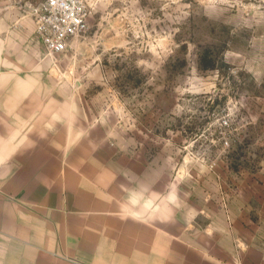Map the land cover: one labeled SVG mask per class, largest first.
Masks as SVG:
<instances>
[{"label":"crops","instance_id":"crops-1","mask_svg":"<svg viewBox=\"0 0 264 264\" xmlns=\"http://www.w3.org/2000/svg\"><path fill=\"white\" fill-rule=\"evenodd\" d=\"M3 11L0 264H237L238 240L242 264H264L263 183L170 170L105 108L45 93L33 19Z\"/></svg>","mask_w":264,"mask_h":264},{"label":"rangeland","instance_id":"rangeland-1","mask_svg":"<svg viewBox=\"0 0 264 264\" xmlns=\"http://www.w3.org/2000/svg\"><path fill=\"white\" fill-rule=\"evenodd\" d=\"M42 57L45 93L105 108L170 170L264 184V0H100L83 38Z\"/></svg>","mask_w":264,"mask_h":264},{"label":"built area","instance_id":"built-area-1","mask_svg":"<svg viewBox=\"0 0 264 264\" xmlns=\"http://www.w3.org/2000/svg\"><path fill=\"white\" fill-rule=\"evenodd\" d=\"M99 3L100 0H24L22 10L33 19L37 37L54 58L67 52L76 39L88 33ZM235 245L237 264H242L247 244L238 240Z\"/></svg>","mask_w":264,"mask_h":264}]
</instances>
